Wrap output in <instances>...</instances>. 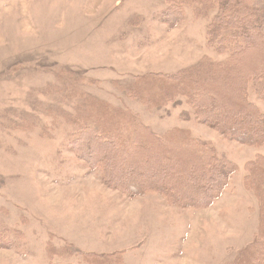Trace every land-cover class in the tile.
I'll use <instances>...</instances> for the list:
<instances>
[{"label":"rangeland","instance_id":"obj_1","mask_svg":"<svg viewBox=\"0 0 264 264\" xmlns=\"http://www.w3.org/2000/svg\"><path fill=\"white\" fill-rule=\"evenodd\" d=\"M165 7V0H0V231L11 243L0 248V264H88L50 256L48 245L116 255L123 264H225L252 242L258 201L243 180L264 146L182 120L183 104L151 111L120 90L140 75L224 60L206 43L216 8L197 17L185 6L183 22L170 29L159 19ZM71 76L85 95L138 114L156 133L183 127L210 142L238 166L221 197L195 211L108 188L66 147L75 131L63 117L75 111L65 98ZM249 99L264 113L252 90Z\"/></svg>","mask_w":264,"mask_h":264},{"label":"trees","instance_id":"obj_2","mask_svg":"<svg viewBox=\"0 0 264 264\" xmlns=\"http://www.w3.org/2000/svg\"><path fill=\"white\" fill-rule=\"evenodd\" d=\"M165 1L159 19L170 29L183 22L185 6L197 17L216 8L206 27V43L224 60L203 58L176 74L140 75L120 90L151 111L169 113L183 104L182 120L204 125L229 141L263 147L264 113L250 101L249 91L264 101V0ZM70 79L73 86L65 98L75 100V111L63 117L75 131L67 150L108 188L129 198L157 195L170 206L195 211L221 197L238 166L217 155L210 142L183 127L156 133L138 114L85 95ZM245 171L244 187L258 201V225L252 242L225 264H264V156L247 162ZM10 246L0 231V248ZM47 249L50 256H77L88 264H123L119 256L85 254L68 245L60 251L52 245Z\"/></svg>","mask_w":264,"mask_h":264}]
</instances>
